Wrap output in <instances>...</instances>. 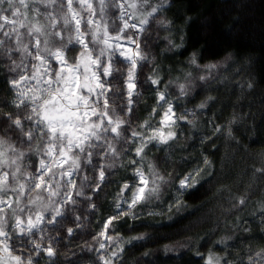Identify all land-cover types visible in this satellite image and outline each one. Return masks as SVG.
Segmentation results:
<instances>
[{"label": "trees", "instance_id": "1", "mask_svg": "<svg viewBox=\"0 0 264 264\" xmlns=\"http://www.w3.org/2000/svg\"><path fill=\"white\" fill-rule=\"evenodd\" d=\"M136 1V8L129 2L134 22L156 8L164 24L148 58L131 144L103 179L97 215L112 216L117 201L129 199L125 185L135 187L139 168L150 183H157L152 173L163 178L159 200L141 204L137 218L113 222L117 237L146 236L125 246L116 264H210V250L218 264H256L264 258V0ZM227 56L229 65L207 85L189 95L174 92L171 82L183 81L191 61L205 65ZM161 93L177 116L170 128H161L167 107ZM11 96L0 57V104ZM157 130L175 135L160 143L150 139ZM190 239L194 249L152 256Z\"/></svg>", "mask_w": 264, "mask_h": 264}, {"label": "rangeland", "instance_id": "2", "mask_svg": "<svg viewBox=\"0 0 264 264\" xmlns=\"http://www.w3.org/2000/svg\"><path fill=\"white\" fill-rule=\"evenodd\" d=\"M89 2L92 4L94 14L90 13L86 6L82 8L77 0H73V8L79 13L77 19L81 21L80 28L84 33L81 38L88 45L87 53L83 57L81 56V53H84L83 46L74 41L69 43V39L74 38L77 33L72 13L68 11L67 0H58L55 5L47 8L42 3H35L33 0H28L27 9L20 7L18 2L16 3L15 6L20 7L22 13L19 20L42 26L44 35L36 34L41 40L40 49L34 47L36 40L26 35V28H19V32L24 34L20 42L17 41L15 33L10 37L3 34L4 31L11 32L12 24H6L4 29L0 30V40L3 41V44L0 45V57L12 93L8 104L5 106L0 104V138L6 142L5 148L11 145L16 150L15 153L8 152L9 158H16L21 152L24 153L23 157L17 160V165L0 168V174L9 173V188L6 192L0 193V199H10L12 204V208L0 205L4 208L0 217L6 221L5 231L8 233L7 237H0V241L6 240L8 245L7 253L2 250L3 246L0 245V257H4L7 264H15V261L10 259L9 253L11 256L20 257L23 264H28L29 260H31V264H105V261L116 264L125 246L141 241L146 236L140 235L126 239L117 237L112 233L113 222L119 217L128 215L131 218L139 217L142 214L139 209L142 208L140 205L155 202L161 195L162 189H158V186H162L161 179L163 177L152 173L157 183H150L144 178L148 181V188H155L156 191L148 194L147 199L137 203L135 207L129 208L133 193L144 186L141 183V177L137 175L138 171L142 173V169L139 168L135 172L137 179L135 187L127 185L131 189H128L131 192L129 199L118 200L119 207H115L112 216L102 219L97 215L100 199L104 194L101 187L103 179L115 170L118 158L123 156L131 144L129 130L134 124V110L142 95L143 82L147 78L150 64L148 58L153 54L152 47L161 39L164 19L156 11L144 18L147 23L134 22L129 2L137 7L136 0H104L103 5L100 0H89ZM9 7L7 2L0 4V14L11 17V12L5 11ZM36 9H39V14L35 12ZM49 13L55 17V27L52 26V20L48 18ZM25 14L27 20H25ZM65 16L70 21L67 26L64 24ZM89 19L94 22L92 25H88ZM56 32H60L61 36H56ZM106 38H110L107 44L104 43ZM45 40L48 41L47 45L43 43ZM21 43L28 46V53L32 55L20 50ZM65 45L66 47H64ZM57 49H62L68 66L80 65L73 75H78L81 82H84L87 77L88 83L95 88L97 82L93 76L95 74V77H98L104 85L103 89L95 88L96 94L83 91V94L89 97V102L96 108L97 113H106V115L93 116L89 110L90 121L102 123L103 127L99 132L101 138L93 139L91 143L96 146H85L84 152H80L78 149L74 150V155L78 157V167L72 165L71 155L67 162L63 163V167L55 166L52 158L45 155V141L39 139V132H36L34 139L29 141L23 136L21 129L16 128L15 124L8 119L9 114L13 120L20 118L24 132L35 127L32 120L24 119L31 113V104L26 102L25 105L17 108L16 103H19L20 99L17 95L18 91L36 87L37 80H24L19 89L12 86V81L20 80L21 77H31L33 73H36L37 77L42 80H54L55 73L62 70L63 74L67 76L69 73L66 65L58 62L51 55ZM37 52L45 59L44 65L34 58ZM89 54L91 60L97 61L96 64L91 63ZM230 60V56H227L205 65H198L191 61L189 71L183 81L171 82L174 92L181 95L193 93L218 77L229 65ZM133 61H135L134 69ZM109 64L111 65V74L105 76L103 67ZM45 69H47L46 73ZM129 71L134 72L132 83L135 84L131 103H129L128 95ZM41 74L43 75L41 76ZM39 86L47 87L43 83ZM56 86L53 84L54 88ZM105 100L107 108L104 106ZM166 101V99L159 100L160 103L167 106L165 112L169 107ZM172 113H174L173 119L176 123L177 116L173 108ZM163 117L160 120L162 129L170 128L175 124L167 127L162 125ZM109 119L114 122L123 121L119 129L121 133L119 137L111 132V127L114 124L109 125ZM103 128L108 130L104 131ZM109 144L115 149L114 152L109 148ZM38 145L39 147H37ZM41 160L46 165L53 166L50 169L47 167L42 169ZM17 167H19V172L16 179H13L11 173L16 171ZM101 171L104 173L103 179L100 177ZM41 176H43L44 183L37 189L35 185L41 183L39 179ZM21 183L25 185L24 194L20 196V207L24 211L17 210L14 214L13 209L17 208L15 201L18 193L11 189L18 188ZM51 193H56V195ZM57 210H59V215L56 214ZM37 215L43 217L39 227L33 229L29 234L20 235L15 229L16 216H19L26 226L28 218L31 217L35 221ZM105 225L108 226L105 227ZM219 241L218 245L220 246L225 238ZM194 242L193 239H190L156 249L152 252V256L176 257L194 249ZM36 244H39L40 247L36 248ZM102 245L103 247H101ZM49 248L53 250L54 255H47ZM219 260L213 250L207 252L206 261L208 263L218 264ZM142 263L144 262L142 261ZM256 264H264V258L258 256Z\"/></svg>", "mask_w": 264, "mask_h": 264}, {"label": "snow or ice", "instance_id": "3", "mask_svg": "<svg viewBox=\"0 0 264 264\" xmlns=\"http://www.w3.org/2000/svg\"><path fill=\"white\" fill-rule=\"evenodd\" d=\"M5 2L8 3L10 6L9 9H6L5 11L11 12V17L5 16L3 14H0V30H3L6 24H12L13 28L11 32L4 31V36L10 37L13 33L16 35V39L18 42L21 41L22 35L19 32V28H26L27 32L26 35L29 37L35 38L36 42L34 47L37 49H40L41 40L36 36V34L44 35V32L42 30V26H38L37 24H28L25 23L24 20H19L18 18L22 15L20 11V7H23L25 9L28 8L29 3L28 0H0V4H4ZM18 2L20 7H16V3ZM35 3H42L44 7H51L52 5H55L58 0H33ZM77 2L80 4V6L87 7L88 11L90 13H93L92 4L89 2V0H77ZM101 5H103L104 0H100ZM67 7L68 11L72 13V18L75 21V31L77 35L74 38L69 39V43H72L73 41L76 43H79L84 48V53H81V56L83 57L87 53L88 45L85 43V41L81 38L84 33L81 32V21L77 19V16L79 15L78 12L75 11L73 8V0H67ZM131 7L135 8L136 5L132 4ZM157 9L153 8L152 12H156ZM35 12L39 14V9H36ZM152 13H149L151 15ZM48 18L52 20V26L55 27V17L52 16L51 13L48 14ZM25 20H27V16L25 14ZM70 23V21L65 16L64 18V24L67 26ZM88 25H92L94 22L89 19L87 21ZM147 23V20H141V24ZM18 24V27L16 25ZM127 26V25H126ZM56 36H61L60 32L55 33ZM105 36L107 37V33L105 31ZM108 39L106 38L104 40V43H108ZM116 39H119V37H116ZM45 45H47L48 41L45 40L43 42ZM3 44V41L0 40V45ZM111 47V45H108ZM66 47V45L64 46ZM23 52L27 53L28 55H32L31 53H28V46L21 43V49ZM47 50V49H45ZM56 60L68 68V75L63 74V70L61 72L55 73V79H49V80H42L41 78H38L36 73H33L31 77H21L20 80H13L12 86L14 88L19 89L20 84L22 81L27 79H36L37 80V86L33 88L28 89H21L18 91L17 95L20 97L19 103H16V107L19 108L22 105H25L26 102L31 104V113L26 115L24 119L32 120L35 127H33L31 130L24 132L23 131V124L22 120L20 118L12 119L11 114H9L8 119L12 121V123L15 124L16 128L21 129L23 132V136H25L29 141H32L34 139L35 133L39 132L40 137L39 139L42 141H45V155L52 158L55 166L63 167V163H66L69 156H72V165L78 167L77 160L78 157L74 155V150L78 149L80 152L85 151V146L87 147H95L96 145H93L91 141L93 139L99 140L101 137L99 135L100 130L102 129V123H96L91 122L89 117V110L91 111V114L93 116L95 115H106V113H97V110L93 105L89 102V97L83 94V91H87L89 94H96L95 88L103 89L104 85L99 81L98 77H95V74H93L94 78L96 79L95 88H93L90 83H88V78L85 77L84 82L80 81V77L78 75H73L75 73L80 65L76 64L74 66H68L67 62L64 58V53L62 49H57L56 52L51 53ZM35 59L40 61L41 65L45 64V59L39 54V52L36 53ZM89 59L91 60L90 54ZM92 64H96V60H91ZM135 68V61H133V69ZM47 72V69H45V73ZM103 74L105 76L111 74V65L103 67ZM43 74H41L42 76ZM134 78V72L129 71L128 73V95H129V103H131V96L133 94V89L135 87V84L132 83ZM41 83L47 85V87H40ZM153 84L158 83L157 80L152 81ZM53 84H56L57 86L54 88ZM31 93V95H29ZM159 100L163 101L165 100V96L163 93L160 94ZM105 108H107V101L104 102ZM174 113H172V106L169 104V107L167 111L164 113V117L161 121L162 125L164 126H170L171 124L175 123V120L173 119ZM35 117V119H34ZM109 125H113L111 127V132L115 134L116 137L120 136V126L123 123V121L117 120L112 121L109 119L108 121ZM104 131H107L108 129L103 128ZM135 135V133H134ZM175 133L169 131L166 135L160 131L157 130V133L154 134L150 139H157L159 138L160 143H167V141L171 138H173ZM5 141L0 138V168L2 167H12L14 165H17V160L21 159L24 155V153H20L16 158H9L8 152L12 151L15 153V149L11 147V145H8L7 148H5ZM39 147V145L37 146ZM109 148L112 149L114 152L115 149L112 147L111 144H109ZM143 151V148L137 149V155H139ZM62 158V159H61ZM41 168H51L53 165H46L43 160L40 162ZM19 172V167L16 168V171L11 173V176L13 179H16L17 173ZM70 174V172H69ZM137 175L141 177V183L144 185L143 187H140L137 192L133 193V198L131 203L129 204V208L135 207V205L145 199H147L148 194L155 192L156 189L148 188V181L144 178L143 174L139 171L137 172ZM104 173L103 171L100 172V177L103 179ZM41 183L35 185L37 189L41 187V184L44 183L43 176L40 178ZM187 178H185V181ZM185 181H181V187L185 186ZM127 188V185H125ZM9 188V173L3 172L0 174V193L6 192ZM24 184H19L18 188H12L11 190L13 192H17L18 195L16 197V205L17 208L13 209V213L15 214V211L23 212L24 209L20 207V196L24 194ZM52 195H56V193H51ZM0 205H7L8 208H12V204L9 200L0 199ZM119 207V205H117ZM4 212V208L0 207V213ZM57 215H59V210H57ZM43 220V217L40 215H37L36 220L33 221L31 217L28 218L27 224L25 226V222L19 217L16 216L15 219V229L18 230L20 235L29 234L32 232L33 229H36L39 227V223ZM50 223L52 221H49ZM111 223V220L109 221V224ZM6 221L0 217V237H7L8 233L5 231ZM108 225H105L107 227ZM69 232H71V229H69ZM0 245H2V250L4 252H8V245L6 240L0 241ZM36 248H39L40 245L36 244ZM103 247V245L101 246ZM47 255L52 256L54 255V252L51 248L47 250ZM10 259L12 261H15V264H23V261L18 256H11L9 253ZM0 264H7V260H5L4 257H0ZM28 264H31V260L28 261ZM105 264H110L109 261H105Z\"/></svg>", "mask_w": 264, "mask_h": 264}]
</instances>
